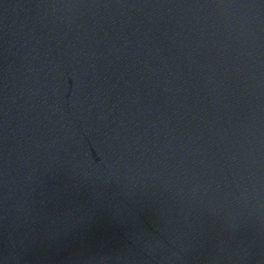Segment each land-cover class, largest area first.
Wrapping results in <instances>:
<instances>
[{
    "label": "water",
    "instance_id": "95a60500",
    "mask_svg": "<svg viewBox=\"0 0 264 264\" xmlns=\"http://www.w3.org/2000/svg\"><path fill=\"white\" fill-rule=\"evenodd\" d=\"M0 264H264V0H0Z\"/></svg>",
    "mask_w": 264,
    "mask_h": 264
}]
</instances>
